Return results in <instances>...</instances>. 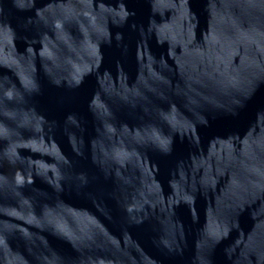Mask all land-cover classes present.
<instances>
[{
	"label": "water",
	"instance_id": "water-1",
	"mask_svg": "<svg viewBox=\"0 0 264 264\" xmlns=\"http://www.w3.org/2000/svg\"><path fill=\"white\" fill-rule=\"evenodd\" d=\"M0 264H264V0H0Z\"/></svg>",
	"mask_w": 264,
	"mask_h": 264
}]
</instances>
